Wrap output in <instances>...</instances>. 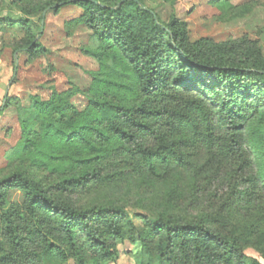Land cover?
<instances>
[{"label":"trees","instance_id":"16d2710c","mask_svg":"<svg viewBox=\"0 0 264 264\" xmlns=\"http://www.w3.org/2000/svg\"><path fill=\"white\" fill-rule=\"evenodd\" d=\"M156 1L180 0L11 1L21 17L0 23L22 34L15 54L46 55L35 19L74 6L82 11L74 23L91 31L99 44L94 54L110 73L94 76L83 111L69 103V91L48 101L35 98L29 108L7 97L5 108L14 106L22 131L7 159L44 175L10 164L0 177V264H36L42 256L114 264L117 245L126 242L137 247L135 264H262L247 254L253 249L264 258L258 223L225 232L229 221L221 214L184 219L77 203L92 183L147 172L162 177L164 168L186 167L195 147L239 156L247 170L255 160L251 151L264 150L259 44L248 37L192 42L186 23L162 21L150 5ZM263 175H249L245 183L257 187ZM12 192L23 202H11Z\"/></svg>","mask_w":264,"mask_h":264},{"label":"rangeland","instance_id":"374dc122","mask_svg":"<svg viewBox=\"0 0 264 264\" xmlns=\"http://www.w3.org/2000/svg\"><path fill=\"white\" fill-rule=\"evenodd\" d=\"M11 1L0 0V21L21 17ZM150 5L163 22L178 18L186 23L192 42L202 38L224 42L248 37L256 41L264 53V0H180L175 4L156 1ZM81 13L79 8L67 6L58 14L48 12L41 21L35 19L42 28L40 42L47 51L36 60L24 53H14V44L22 34L0 23V177L10 164L29 169L36 178L44 175L34 172L20 159L12 163L7 159L22 140L14 106L5 108L7 97L29 108L34 105L35 98L48 101L55 93L69 91L72 94L69 103L83 111L88 106L94 76L110 73L95 56L99 44L91 31L74 23ZM107 65L113 66V61L109 59ZM251 152L255 160L247 170L239 156L208 153L205 148L195 147L188 150L192 157L186 167L170 172L164 168L162 177L154 178L147 172L137 177H117L109 183H92L79 194L77 203L88 207L125 205L132 214L166 212L184 219L221 214L229 221L225 232L255 223L264 230V180L257 179V187L245 183L249 175L264 174V150ZM10 200L22 203L23 195L12 192ZM135 222L141 225L136 217ZM218 229L225 230V226H218ZM117 249L119 259L114 264H135L132 254L137 247L126 242L118 244ZM247 254L264 264V258L257 251L248 249ZM36 264L65 263L57 257L42 256Z\"/></svg>","mask_w":264,"mask_h":264},{"label":"water","instance_id":"95a60500","mask_svg":"<svg viewBox=\"0 0 264 264\" xmlns=\"http://www.w3.org/2000/svg\"><path fill=\"white\" fill-rule=\"evenodd\" d=\"M73 2H75V1H73ZM47 12H48V11H47ZM47 12L44 13V18H45V16L47 15ZM43 24H44V21H43ZM16 59H17V57H16ZM8 93H9V92L7 91V95H8Z\"/></svg>","mask_w":264,"mask_h":264},{"label":"crops","instance_id":"0c3cea01","mask_svg":"<svg viewBox=\"0 0 264 264\" xmlns=\"http://www.w3.org/2000/svg\"><path fill=\"white\" fill-rule=\"evenodd\" d=\"M0 119H2L1 116H0Z\"/></svg>","mask_w":264,"mask_h":264}]
</instances>
